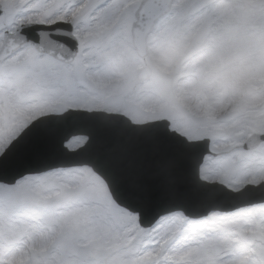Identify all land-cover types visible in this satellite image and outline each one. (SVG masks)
Returning <instances> with one entry per match:
<instances>
[{
  "label": "snow or ice",
  "instance_id": "1",
  "mask_svg": "<svg viewBox=\"0 0 264 264\" xmlns=\"http://www.w3.org/2000/svg\"><path fill=\"white\" fill-rule=\"evenodd\" d=\"M249 7L264 19V0H0V264H264V119L234 94L236 119L222 122L206 70L205 106L193 103L178 71L192 37L150 44L165 21H194L201 36L231 29ZM252 79L233 70L221 83ZM145 143L160 150L148 175L124 162ZM177 159L189 186L215 167L243 195L244 218L205 239L189 201L152 179L171 183ZM64 200L81 207L58 216Z\"/></svg>",
  "mask_w": 264,
  "mask_h": 264
},
{
  "label": "clouds",
  "instance_id": "2",
  "mask_svg": "<svg viewBox=\"0 0 264 264\" xmlns=\"http://www.w3.org/2000/svg\"><path fill=\"white\" fill-rule=\"evenodd\" d=\"M223 2V0H216ZM100 13H97L99 16ZM83 16V13H82ZM71 23V18L69 20ZM99 23L93 18L92 21L87 19L80 23V31L88 35L95 24ZM143 27L137 20L135 24L130 25L134 31ZM196 25L194 21H184L182 24H173L163 22L159 29H154L150 34V44L152 47H159L165 44L167 47L176 49L181 45L178 40L184 43L192 37L191 43L184 52V57L179 65L178 71L182 73L181 81L189 88L192 94L193 103H199L203 108V97L200 95L201 76L199 72L206 70L208 80L211 84L210 91L217 100V107L220 111L221 121L232 123L236 117L233 114V95L237 94L241 88H234L228 81L221 83L223 72L236 70L250 71L254 75L253 83L259 88L260 93L264 94V19L257 18L240 26H233L231 29L221 32L210 31L201 36H194ZM223 64L222 71L212 72L211 65ZM50 183L53 185L51 191L53 195L58 191L56 178H51ZM81 207L78 202L72 200L60 201L54 211L58 216L73 213ZM244 207L237 210V214L226 215L222 219H216L215 213H212L213 219L208 220L209 228L201 235L205 239H212L222 235L219 230L220 226L229 223L232 219H243Z\"/></svg>",
  "mask_w": 264,
  "mask_h": 264
},
{
  "label": "water",
  "instance_id": "3",
  "mask_svg": "<svg viewBox=\"0 0 264 264\" xmlns=\"http://www.w3.org/2000/svg\"><path fill=\"white\" fill-rule=\"evenodd\" d=\"M137 146L138 148L134 150V154L130 155L128 153V156L124 162L125 163L139 162L144 166L145 174L148 175L152 161L158 157V155L160 154V150L156 149L152 144H147V143L140 144ZM180 175H182V162L181 160L177 159L173 164L172 175L170 177L171 183L166 184L164 180H161L158 177H152V179L161 189V192L163 194H168V192L171 191L172 195L180 197L183 196V188H186L185 183L179 181ZM195 183L198 185L197 182ZM215 191H218V193L221 192L225 193V191L221 188H215Z\"/></svg>",
  "mask_w": 264,
  "mask_h": 264
},
{
  "label": "rangeland",
  "instance_id": "4",
  "mask_svg": "<svg viewBox=\"0 0 264 264\" xmlns=\"http://www.w3.org/2000/svg\"><path fill=\"white\" fill-rule=\"evenodd\" d=\"M231 2L236 4V0H231ZM257 2H258V0H248L246 2V4H248V5L251 4L252 5V4H255ZM225 4H228V3H225ZM237 5H239V4H237ZM249 9H250V7L247 9V12H250ZM234 11H235V13L237 15H239L240 12H241V9L239 7H237ZM257 16H258V12L255 9V10L252 11L251 15H247L246 14L245 18L242 19L238 24H236L234 26H240V25L246 24V23L250 22L249 18H256ZM244 86H246V87L248 86V88L246 90H243V87ZM244 86L241 87V90L237 93V95L239 96L241 94V92L244 91L246 93V95H247V100L252 99L254 101V103L251 104V107L254 109V113H253L254 118L256 120L264 119V110H262V111H256L257 107L264 103V94L260 93L259 88L254 83H252V84H245ZM202 175H203V177L206 180L213 181V182L214 181L219 182V176L217 174V169L215 167H213V166H209V171H208V173H207L206 176L204 174H202ZM196 225H197V227L199 226V224H197V223H196ZM223 225H221L220 226V229H219L221 232L224 231V229L222 227ZM206 229H208V228L206 227L205 230ZM204 231H202V232H204Z\"/></svg>",
  "mask_w": 264,
  "mask_h": 264
},
{
  "label": "bare ground",
  "instance_id": "5",
  "mask_svg": "<svg viewBox=\"0 0 264 264\" xmlns=\"http://www.w3.org/2000/svg\"><path fill=\"white\" fill-rule=\"evenodd\" d=\"M248 0H236V4H246ZM251 5V4H250ZM250 12H246L247 15H251L252 11L255 10V8L250 7ZM255 18H249L250 21H253Z\"/></svg>",
  "mask_w": 264,
  "mask_h": 264
}]
</instances>
